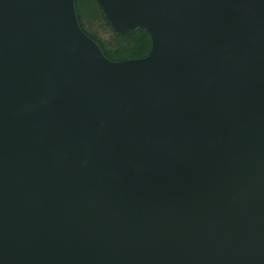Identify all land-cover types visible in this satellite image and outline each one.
Returning a JSON list of instances; mask_svg holds the SVG:
<instances>
[{"label": "water", "instance_id": "95a60500", "mask_svg": "<svg viewBox=\"0 0 264 264\" xmlns=\"http://www.w3.org/2000/svg\"><path fill=\"white\" fill-rule=\"evenodd\" d=\"M0 0V264H264V0Z\"/></svg>", "mask_w": 264, "mask_h": 264}, {"label": "trees", "instance_id": "16d2710c", "mask_svg": "<svg viewBox=\"0 0 264 264\" xmlns=\"http://www.w3.org/2000/svg\"><path fill=\"white\" fill-rule=\"evenodd\" d=\"M77 11L85 29L114 60L142 57L152 48V38L144 28L125 34L116 32L105 20L97 0H77ZM104 29V33L99 31Z\"/></svg>", "mask_w": 264, "mask_h": 264}, {"label": "rangeland", "instance_id": "374dc122", "mask_svg": "<svg viewBox=\"0 0 264 264\" xmlns=\"http://www.w3.org/2000/svg\"><path fill=\"white\" fill-rule=\"evenodd\" d=\"M99 31H100L101 33H104V29H103V28H99Z\"/></svg>", "mask_w": 264, "mask_h": 264}]
</instances>
